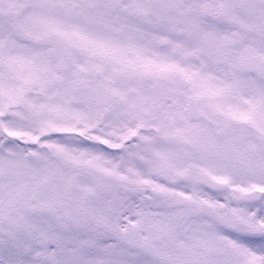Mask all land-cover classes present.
<instances>
[{"label": "snow or ice", "instance_id": "snow-or-ice-1", "mask_svg": "<svg viewBox=\"0 0 264 264\" xmlns=\"http://www.w3.org/2000/svg\"><path fill=\"white\" fill-rule=\"evenodd\" d=\"M0 264H264V0H0Z\"/></svg>", "mask_w": 264, "mask_h": 264}]
</instances>
